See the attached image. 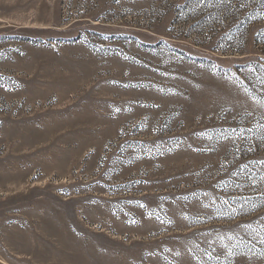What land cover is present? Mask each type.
<instances>
[{
  "label": "rangeland",
  "instance_id": "obj_1",
  "mask_svg": "<svg viewBox=\"0 0 264 264\" xmlns=\"http://www.w3.org/2000/svg\"><path fill=\"white\" fill-rule=\"evenodd\" d=\"M0 264H264V0H0Z\"/></svg>",
  "mask_w": 264,
  "mask_h": 264
}]
</instances>
